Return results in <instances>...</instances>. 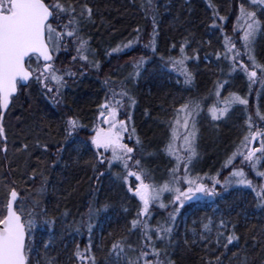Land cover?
Masks as SVG:
<instances>
[{
	"label": "trees",
	"instance_id": "1",
	"mask_svg": "<svg viewBox=\"0 0 264 264\" xmlns=\"http://www.w3.org/2000/svg\"><path fill=\"white\" fill-rule=\"evenodd\" d=\"M46 2L53 3L54 0ZM72 2L76 4L77 12L85 3L92 8L91 20H81L80 31L89 40L100 67L96 69L73 61L75 48L69 54L61 51L56 60L60 70H71L76 75L66 78V86L60 90L59 103L53 101L54 93H46L36 83L19 89L13 97L2 122L6 139L0 138V149L7 147L5 154L0 150V211L8 188L14 187L19 193L20 204L24 202L25 218L29 211L36 217L33 236L28 238L30 264H80L74 253L77 247L84 251L89 244V234L82 222L88 221L90 207L107 205L106 211H100L91 219L94 225L91 254L95 256L96 264H129L145 243L139 229L130 231V222L136 216L139 201L129 195L117 174L108 167L100 165L93 169L94 151L81 147L82 143H88L80 141L78 135L87 141L93 133L91 128L97 125L99 105L104 102L111 85L105 82L111 80L115 71H122L125 64L131 65L132 71L133 62L141 57L146 60L140 77L122 80L136 101L132 106V119L141 144L132 141V147L135 146V156L141 159L142 166L151 169L149 178L155 173L166 180L171 167L169 156L164 151L170 138L169 122L182 104L195 101L204 104L203 99L210 93L215 96L218 85L222 84L224 94L235 93L247 98V111L253 119L256 118V95L252 92L257 91V86L251 85L250 88L247 76L239 69L233 71L230 61L223 58V52L225 37L233 38L231 32L238 25L241 3L247 10L255 11L264 37V6L252 5L251 0ZM213 21L216 27H213ZM154 30L155 53L150 47H145L153 38ZM138 36L139 40L129 50L108 54L113 48ZM234 40L243 48L240 37ZM261 42H257L259 53L254 55L259 63L264 64L263 38ZM182 45L184 53L192 59V62L189 58L187 61L192 78L190 84L185 83V75L174 70L169 62L170 57H180ZM244 52L243 48L241 58L248 62ZM217 54H220V59H217ZM118 82L111 86L118 90L121 81ZM259 83L258 87H262ZM233 110L230 127L224 126L228 119L218 125L210 122L199 133L200 161H209L214 173L222 169V175L231 171V167L224 168L223 165L241 140L242 126L239 122L242 112ZM69 118H76L84 127L66 140L64 129ZM157 154H161L159 158ZM166 166L165 174H168L165 178L162 172ZM118 174H123V171ZM221 196H224V201L219 196L210 207L198 211L190 205L181 209L171 241H158L153 235L156 247L162 250V264H208L209 261L212 264H244L245 261L246 264H264V207L259 206L258 197L251 189L248 194ZM171 211V204L159 209L155 212L158 217L151 218L150 225L155 228L157 223H165ZM215 212V219L219 218L226 224L223 233L227 236L234 233L238 237L227 247L224 246L227 236L220 240L222 231L210 236L202 232L206 218ZM188 213L184 229L183 218ZM100 225L102 230L99 231ZM77 226H80L79 233ZM118 240H123L125 247L119 258L110 254L112 244Z\"/></svg>",
	"mask_w": 264,
	"mask_h": 264
},
{
	"label": "snow or ice",
	"instance_id": "2",
	"mask_svg": "<svg viewBox=\"0 0 264 264\" xmlns=\"http://www.w3.org/2000/svg\"><path fill=\"white\" fill-rule=\"evenodd\" d=\"M251 4L261 5L264 4V0H251ZM239 13L238 20L244 24L240 39L243 41L244 54L247 55L250 63L240 59L241 52L235 41L227 36L224 39L223 58L230 61L233 71L239 69L247 76L250 88L257 82H261L264 86V64L259 63L254 55L255 39L261 30L260 21L256 19L255 11L247 10L244 3L240 4ZM91 17L92 8L87 3L82 4L77 12L76 4L72 0H54L53 3H47L46 0H0V138L6 139L2 123L5 118L4 113L9 110L18 88L28 87L31 83L39 84L46 93H54L53 101L59 103L56 97L60 96L61 88L66 86V78L76 75L71 70L62 72L55 65L59 53L68 51L69 43L75 46L76 55L72 57L73 61H80L83 66L99 69V62L95 59L89 40L81 35L80 31L81 20H91ZM65 18L67 23L60 24L59 21ZM220 19L224 18L220 17ZM216 26L213 21V27ZM155 35L154 30L153 38L149 44L145 45L150 47L153 53L156 51ZM138 40L139 36L123 45H118L108 54L130 49ZM184 51L182 45L180 57H170L169 62L174 70H179L185 75V83L190 84L192 78L184 66L189 57L184 55ZM220 58V54H217V59ZM145 63L146 60L143 57L133 62L132 71L125 80H135L140 77ZM105 83L107 84L108 81ZM221 88L223 85H218L215 92L217 100L208 108L212 121H219L226 117L233 105H242L247 110L249 104L247 98L235 93H229L227 97L221 99ZM135 103L124 81L119 83L118 90L117 87L109 85L108 94L104 102L99 105V124L92 129L94 134L89 137L90 144H81V147H90L95 150L96 159L92 164L94 170L100 165L107 164L109 168L119 165L123 169V174H117V179L128 184V177L134 176L139 182L134 189L128 188V191L140 202L136 216L130 222V231L139 229L145 243L139 255L135 260H130L129 264H141V262L142 264H162L160 260L162 250L156 247L153 235L155 240L171 241L180 210L186 204L197 207L211 206L220 196L217 191L218 185L225 191L233 185L251 189L258 197L259 206L264 207V185L259 187L254 185L253 181L247 178L244 170V166H247L255 172L256 176L264 178V171L258 169V166L264 167L261 164L264 161V127L254 120L252 115H247L245 121L247 134L244 135L241 145L224 162L223 167H231V171L221 180L219 172L212 177H202L192 173L193 163L199 155L197 146L199 130L195 118L202 111V105L198 101L182 104L176 109L173 120L169 122L170 138L164 147L165 153L175 163L169 171L168 178L157 184L152 181L145 182L149 172L142 166L141 159L134 155L135 146L130 147L124 143L125 134L128 133V138L131 139L135 129H129L128 121L131 116L121 119V112L126 106H133ZM219 104L224 106L220 108ZM255 115L259 121L264 122V114L259 108ZM82 127L84 126L76 118H69L64 129L65 139L73 138ZM178 141L179 144H177ZM257 141L259 146L251 147ZM136 143L141 144L139 138ZM24 147L27 148V145ZM0 150L6 152V145ZM107 153L111 154L110 157L106 155ZM237 157L240 158V164L233 166ZM100 174L103 175V173ZM165 193L169 194L167 199L172 206V211L169 212L165 223H157L153 228L150 225L151 207L152 205L159 208L168 207L164 203ZM18 197L19 193L14 187L8 188L6 201L2 205L3 210L0 211V264H30L28 238L32 236L36 217L29 211L25 218L23 215L25 210ZM107 207V205L103 208L90 207L88 221L82 222L89 234V244L84 251L77 247L74 253L80 264H86V262L96 264L95 256L91 254V234L94 228L91 219L100 211H106ZM219 227L221 230L226 228L223 220L220 221ZM204 229L208 231L209 225L205 224ZM76 231L80 232V226H77ZM226 239L225 247L232 244L238 237L232 233ZM124 252L123 240L112 244L110 254L119 258ZM208 264L212 262L209 261Z\"/></svg>",
	"mask_w": 264,
	"mask_h": 264
},
{
	"label": "rangeland",
	"instance_id": "3",
	"mask_svg": "<svg viewBox=\"0 0 264 264\" xmlns=\"http://www.w3.org/2000/svg\"><path fill=\"white\" fill-rule=\"evenodd\" d=\"M224 1V0H223ZM261 5H263L264 6V4H261ZM259 9H261V8H259ZM262 10V9H261ZM260 10V11H261ZM59 23L60 24H64V23H67V19L65 18V19H63V20H61V21H59ZM55 26V25H54ZM243 28H244V24H243V22L241 21V20H238V25L236 26L235 25V28L232 30V36H233V40L235 39V37H241L242 36V31H243ZM263 34H262V30H260V32L257 34V36H256V39H255V44H254V53L256 52V53H259V50H258V47H257V42L259 41L260 43H258V44H262V38L264 39V37L262 36ZM235 41V40H234ZM242 44H243V42H242ZM236 45H237V48L239 49V51L242 53L243 52V48L239 45V44H237L236 43ZM72 48H75V46L73 45V44H71V43H69L68 44V51H66L65 53H67L68 52V54L72 51L71 49ZM145 49V47H143V50ZM129 50V49H128ZM120 54V53H119ZM184 55H186L185 53H184ZM187 56V55H186ZM242 56V55H241ZM247 56V55H246ZM207 61H208V58L206 57L205 58ZM240 59H242L243 61H245L246 62V60L245 59H243V58H241L240 57ZM56 60H57V58H56ZM187 61H188V59L185 61V67H186V69H187V72L188 73H190L189 71H188V67H187ZM189 62H192V59H190L189 58ZM259 62V61H258ZM55 65H56V67L58 68V69H60V67L57 65V61H55ZM130 66L131 65H129V64H125V66H123V68H122V71H115L114 73H113V75L111 76V80H108V83H107V85H109V84H111L112 85V83H116V82H120V81H122V80H124L126 77H128V73L131 71V69H130ZM62 71V70H61ZM179 74H181V72L179 73ZM178 74V75H179ZM258 74H259V72H258ZM181 75H183V74H181ZM118 82V83H119ZM249 82V81H248ZM242 83H245V81L244 82H242ZM260 85V83L259 82H257V83H254V84H252V86H254V88H256V86H257V88L255 89V90H257L256 92L253 90V92H252V94L254 95H256L255 96V109H254V111H257V108H259V110L261 111V113L262 114H264V99H263V95H264V87L262 86V87H258ZM224 90L225 89H223V88H221L220 89V98L222 99V98H224V97H227L228 95L227 94H224ZM108 93V91L106 92V94ZM211 94V95H210ZM209 95H207L204 99H203V102H204V104H206L205 106H203L204 104H202L201 103V105H202V111L200 112V114H199V116H197L195 119H196V121H197V127H198V130H199V133H200V131H201V129L202 128H207L208 126H205V125H208L210 122H214V123H216L217 125L218 124H222V123H224L227 119V123L226 124H224V126L226 127V126H228L229 125V123H230V121L233 119V112H232V108H231V110H230V112L227 114V116L226 117H224L223 119H221V120H219V121H212L211 120V118H210V115H209V113H208V108L209 107H211L215 102H216V100H217V97H215V96H213L212 95V93H210ZM105 95V94H104ZM53 96H54V94L52 95V98H53ZM106 96V95H105ZM132 97H134L133 95H132ZM105 98V97H104ZM210 98H213L212 100L210 99ZM56 99L57 100H59V97H56ZM208 99H210V100H208ZM224 105L223 104H219L218 105V107H220V108H222ZM234 106V105H233ZM232 106V107H233ZM237 106V108H234V110L233 111H235L236 109H239L241 112H242V120L239 122V123H241V126H242V131L240 130V133H242L241 134V140H240V143L238 144V147L241 145V142H242V140H243V137H244V135H246L247 134V124L245 123V121H246V118H247V115H249V111H247V110H245L244 108H243V106L242 105H236ZM133 107H134V105H133ZM232 112V113H231ZM236 114L238 113L237 111L235 112ZM128 115H130L131 116V119L128 121V123H129V129L131 130V129H133L134 128V120L132 119V106H126L124 109H122V112H121V119H126L127 118V116ZM256 116V115H255ZM254 119H258V117H256V118H254ZM97 125L99 124V120H98V117H97ZM257 122L259 123V124H261V126L263 127V125H264V122H261V121H259V120H257ZM96 125V126H97ZM168 125V124H167ZM94 127V126H93ZM93 127L91 128V129H93ZM105 127H106V125H105ZM228 127H230V126H228ZM244 127H245V130H244ZM234 129V128H233ZM181 131H183L182 129H181ZM79 132V131H78ZM94 134V133H93ZM79 135V139H80V141H84L85 143H88V144H90V140L88 139L87 141H85V140H83L82 139V135L81 134H78ZM81 135V136H80ZM92 135V134H91ZM91 135H89V137L91 136ZM138 136H139V134H138V132H135L132 136H131V139H129L128 138V133H126L125 134V138H124V143H126V144H128L130 147H132V143L135 141L136 142V140H137V138H138ZM199 138H200V134L198 135V140H197V146H198V142H199ZM133 141V142H132ZM180 142L178 141L177 142V144H179ZM259 146V142L257 141V142H254L253 143V145L251 146V147H258ZM237 147V148H238ZM90 150H91V148L90 147H88ZM93 151H95L94 149H92ZM107 156H109L110 157V153H107L106 154ZM134 155H135V152H134ZM161 155V154H157V158H159V156ZM257 155H259V154H257ZM168 158V161L171 163V167H170V169L174 166V163H175V161L172 159V158H169V157H167ZM147 160V159H146ZM146 162V161H145ZM155 164H156V162H155ZM240 164V158L239 157H237V159H236V161H234V165L233 166H236V165H239ZM261 164L262 165H264V161H262L261 162ZM104 168H106V167H108L107 166V164H105V165H102ZM213 166V165H212ZM211 167V163L209 162V161H207V162H203V161H200V159H199V155H198V158L194 161V163H193V167H192V169H191V171H192V173L195 175V174H199L200 176H202V177H204V176H207V177H212V176H215L218 172L220 173V176H219V178L221 179V180H223L225 177H227L228 175H229V172L228 173H224L223 175L221 174V170L222 169H220L218 172H216V173H214L213 171H212V169L210 168ZM168 168V166H166V167H164V171L162 172V174L165 176V178H166V175L168 174H165V172L168 170L167 169ZM108 169L112 172V173H114V174H118V173H120V171L122 170L123 171V169L119 166V165H115V166H113L112 168H109L108 167ZM258 169L260 170V171H264V167H262V166H258ZM244 170H245V172H246V175H247V178L248 179H250V180H252L253 181V183H254V185H256L257 187H259L260 185H264V178H261V177H258V176H256V174H255V172L254 171H252L249 167H247V166H244ZM147 171L149 172V171H151V169L150 168H147ZM213 173V174H212ZM161 174H155V173H152V176H151V178H149V176L145 179V182H149V181H152V182H155V183H157V184H159V183H161V182H163L164 181V179H162L161 177ZM206 182H208V183H210V181H206ZM123 183V182H122ZM139 182L138 181H136L135 180V177L133 176V177H128V184H124V186H125V189L127 190V192L129 193V195H131V196H133L132 195V193L131 192H129L128 191V188L129 187H132L133 189L135 188V186L138 184ZM246 190V191H245ZM217 191L220 193V197H219V199L221 200V201H224V196H221V195H239L240 193H246V194H248L249 193V191H250V189H248V188H244V187H242V186H235V185H233L232 187H230V188H228V190L227 191H225V190H223L222 188H220V186L218 185L217 186ZM168 193H165L164 194V196H165V199H164V203L166 204V205H168V204H170L169 203V201H168V199H167V197H168ZM253 195H256V193L255 192H253ZM256 197H257V195H256ZM134 198H136V197H134ZM20 199V198H19ZM18 199V200H19ZM137 199V198H136ZM217 199V198H216ZM138 200V199H137ZM139 201V200H138ZM216 201V200H215ZM257 201L259 202V200L257 199ZM140 203V202H139ZM23 204H24V202L22 201V203H21V205L23 206ZM186 205H190V204H186ZM185 205V206H186ZM210 207V206H209ZM158 206H156V205H152V207H151V211H152V215H151V218H157L158 217V215L155 213L156 211H158L159 209H165V208H159ZM205 207H203V206H201V207H197V206H194V208H193V210H196V211H198L199 209H204ZM188 215H189V213L188 214H186V216H184V218H183V222H184V229L186 228V224H187V219H188ZM217 216V213L215 212V214H213L211 217H208V218H206V220H205V223L202 225V232H203V234H205V235H212V234H215L217 231H222L223 232V230H221L220 229V227H219V225H220V220H218V219H215V217ZM209 221H211V223H209ZM205 224H208L209 225V230L208 231H205V229H204V225ZM193 226H195V224H193ZM175 229V228H174ZM100 230H102V226L100 225L99 226V231ZM34 231V230H33ZM34 234V233H33ZM33 236V235H32ZM227 235L225 234V233H223V235H221V233H220V240L221 239H224V237H226ZM36 258V257H35ZM36 260H37V258H36Z\"/></svg>",
	"mask_w": 264,
	"mask_h": 264
},
{
	"label": "water",
	"instance_id": "4",
	"mask_svg": "<svg viewBox=\"0 0 264 264\" xmlns=\"http://www.w3.org/2000/svg\"><path fill=\"white\" fill-rule=\"evenodd\" d=\"M17 92H18V91H17ZM16 94H17V93H16ZM9 108H10V106H9ZM7 112H8V111H7ZM7 112L4 113V116L7 114ZM252 145H253V144H252ZM252 145H251V146H252ZM5 153H6V152L4 151V154H5ZM18 199H19V197H18Z\"/></svg>",
	"mask_w": 264,
	"mask_h": 264
},
{
	"label": "flooded vegetation",
	"instance_id": "5",
	"mask_svg": "<svg viewBox=\"0 0 264 264\" xmlns=\"http://www.w3.org/2000/svg\"><path fill=\"white\" fill-rule=\"evenodd\" d=\"M93 134V133H92Z\"/></svg>",
	"mask_w": 264,
	"mask_h": 264
}]
</instances>
